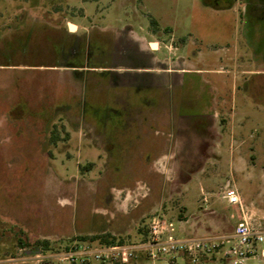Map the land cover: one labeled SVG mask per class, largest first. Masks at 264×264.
Returning <instances> with one entry per match:
<instances>
[{
  "label": "rangeland",
  "instance_id": "obj_1",
  "mask_svg": "<svg viewBox=\"0 0 264 264\" xmlns=\"http://www.w3.org/2000/svg\"><path fill=\"white\" fill-rule=\"evenodd\" d=\"M226 188L264 227V0H0V264L229 232Z\"/></svg>",
  "mask_w": 264,
  "mask_h": 264
},
{
  "label": "built area",
  "instance_id": "obj_2",
  "mask_svg": "<svg viewBox=\"0 0 264 264\" xmlns=\"http://www.w3.org/2000/svg\"><path fill=\"white\" fill-rule=\"evenodd\" d=\"M223 197L239 209L237 223L231 233L208 237L178 238L175 225L163 216L149 218L147 237L137 244L95 245L75 241L54 258L56 264H129L143 257L146 264H155L163 257L169 264L183 258L188 264H205L206 258L217 256L226 264H247L251 259L264 261V227L253 223L244 212L237 192L226 188Z\"/></svg>",
  "mask_w": 264,
  "mask_h": 264
},
{
  "label": "trees",
  "instance_id": "obj_3",
  "mask_svg": "<svg viewBox=\"0 0 264 264\" xmlns=\"http://www.w3.org/2000/svg\"><path fill=\"white\" fill-rule=\"evenodd\" d=\"M69 65H73V66H69L71 68H83V63H71ZM76 74H79V72ZM57 141V137L54 136L51 138V142L55 143ZM146 238H143L142 241H144ZM76 240L78 241H85V242H90L93 243L95 245H122L124 244L123 241L121 239L116 238L115 236H111L110 234H101V235H91V236H80L78 237ZM141 241V242H142ZM19 245L20 248H25L26 245H24L21 241H19ZM39 247H42L44 250H47L48 247V242L47 241H36L34 244V249L37 250ZM68 248V246H66L64 249L66 250ZM216 258H219L224 264H226V262L217 256H212L211 258H206L204 260V262L212 260L214 261Z\"/></svg>",
  "mask_w": 264,
  "mask_h": 264
},
{
  "label": "crops",
  "instance_id": "obj_4",
  "mask_svg": "<svg viewBox=\"0 0 264 264\" xmlns=\"http://www.w3.org/2000/svg\"><path fill=\"white\" fill-rule=\"evenodd\" d=\"M199 155H201V153H199ZM232 189H234V188H232ZM235 190V189H234ZM236 191V190H235ZM237 192V191H236ZM238 194V193H237ZM240 198V197H239ZM223 199H225L224 197H223ZM241 200V199H240ZM225 201H226V199H225ZM227 202V201H226ZM228 204V203H227ZM229 205V204H228ZM229 206H231V205H229ZM236 217L237 216H239V211L237 210L236 211ZM229 217H231V219L233 218V215L232 214H230L229 215ZM262 219H264V218H262ZM253 221H255V222H253V223H260L261 221H256V220H253ZM263 221V220H262ZM236 223H237V221L236 222H234L233 223V226H232V228H231V231H229V232H224V233H221V234H216V235H212V236H217V235H225V234H229V233H231L232 231H233V229H234V226L236 225ZM215 263V261H212V260H209V261H206L205 262V264H214ZM129 264H145V261H144V259H143V257H139L137 260H135V261H132V262H130Z\"/></svg>",
  "mask_w": 264,
  "mask_h": 264
},
{
  "label": "bare ground",
  "instance_id": "obj_5",
  "mask_svg": "<svg viewBox=\"0 0 264 264\" xmlns=\"http://www.w3.org/2000/svg\"><path fill=\"white\" fill-rule=\"evenodd\" d=\"M70 28H71V29H73V27H72V26H70ZM153 46H154V45H153Z\"/></svg>",
  "mask_w": 264,
  "mask_h": 264
},
{
  "label": "flooded vegetation",
  "instance_id": "obj_6",
  "mask_svg": "<svg viewBox=\"0 0 264 264\" xmlns=\"http://www.w3.org/2000/svg\"><path fill=\"white\" fill-rule=\"evenodd\" d=\"M132 70H135V69H133V68H131Z\"/></svg>",
  "mask_w": 264,
  "mask_h": 264
},
{
  "label": "water",
  "instance_id": "obj_7",
  "mask_svg": "<svg viewBox=\"0 0 264 264\" xmlns=\"http://www.w3.org/2000/svg\"><path fill=\"white\" fill-rule=\"evenodd\" d=\"M70 28V27H69Z\"/></svg>",
  "mask_w": 264,
  "mask_h": 264
}]
</instances>
